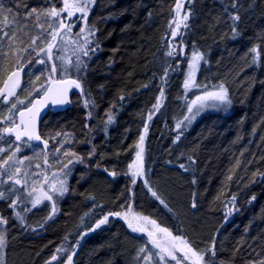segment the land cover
I'll list each match as a JSON object with an SVG mask.
<instances>
[{"label":"trees","instance_id":"1","mask_svg":"<svg viewBox=\"0 0 264 264\" xmlns=\"http://www.w3.org/2000/svg\"><path fill=\"white\" fill-rule=\"evenodd\" d=\"M239 2L241 19L235 39L223 11L228 0H193L191 5L185 2V11L190 7L194 12L189 29L184 30L186 55L168 57L166 41L172 40L169 23L174 20L177 0H98L89 23L98 29L101 50L87 60L85 84L96 107L85 108L86 96H74L71 108L48 112L40 126L42 138L49 139L53 151L57 145L51 136L56 132L71 134L74 142L64 147L83 157L85 163L72 167L69 191L60 199L57 215L47 223V213L40 209L42 212L25 215L26 225L31 227H21L8 202L0 201V214L8 220L5 264H46L57 254V248H62L63 254H57V262L51 264H64L68 255L73 256L72 264H135L141 239L120 219L109 216L106 224L89 231L97 220L122 212L129 204L135 213L157 220L174 235L187 237L197 249L209 248L216 237V264H259L264 260V0ZM0 4L23 18L34 7L60 8L62 3L22 0L19 8L17 0H0ZM32 24L28 21L29 31L20 47L39 34L40 29ZM40 43L37 41V51ZM194 44L207 57L204 69L208 83L214 84L215 79L224 82L233 103L228 112L203 115L173 144L175 125L181 117L179 97ZM253 47L260 51L255 64L250 53ZM17 59L27 68L25 89L31 91L32 86L44 82L42 74L47 67L36 63L41 59L36 51L20 57L10 55L0 79L13 70ZM166 68L169 74L165 78ZM37 76H41L40 81H36ZM161 88L163 104L147 121ZM19 94L23 98L27 92ZM0 109V116L7 114L4 105L0 104ZM109 109L115 119L105 129ZM89 111L92 117L86 119ZM146 121L145 174L133 184L128 165L135 160V145ZM93 148L95 155L89 158ZM58 155L63 163L74 159L63 157L62 152ZM188 156L196 160L194 171L179 167L188 164ZM237 160L239 167L231 172ZM52 164V169L60 167ZM229 174L231 181L227 180ZM145 181L167 207L152 196ZM232 195H236L234 204L230 203ZM41 223L43 228L39 227ZM83 233L88 234L81 238Z\"/></svg>","mask_w":264,"mask_h":264},{"label":"snow or ice","instance_id":"2","mask_svg":"<svg viewBox=\"0 0 264 264\" xmlns=\"http://www.w3.org/2000/svg\"><path fill=\"white\" fill-rule=\"evenodd\" d=\"M96 2L97 0H62V7L60 8L52 6L38 9L34 7L26 11L23 18L19 16L18 12L14 14V9H6L3 4H0V16L3 17L2 22H0V57L3 58L0 61V73L5 72V65L10 55L20 57L26 52L30 55L31 51H36L38 57L41 55L46 56V60L39 59L36 63L50 64V68H46L43 74L45 75L44 82L38 86H32L31 91H28L23 86L21 73L24 65L19 59L13 65V70L8 71L0 79V104L7 108V114L0 116V201L10 200L8 207L13 210L14 218L21 227H31L26 225V218L23 213L31 212L45 201L51 203V212L45 218L44 223L51 220L58 211L57 198L63 197L69 191L67 181L71 175L72 167L78 163H85L83 157L64 147L65 144L74 142L71 134L56 132L51 136L50 139L57 145L53 151L49 148V139L42 138L39 133L37 122L46 106L70 104L69 92L71 89H77L82 96H86L84 101L85 108L96 107V103L91 99L90 93L85 91L86 72L89 67L87 60H90L92 55L101 50L100 41L97 39L98 29L94 25H88L87 19ZM185 2L191 5L193 0H177L175 7L177 16L169 23L172 40L166 41L169 50L165 55L168 57L186 55L183 40L184 30L189 29L188 21L190 17L194 16V12L189 7L188 11L181 14ZM221 2L223 3L224 0H221ZM21 4L22 0H17V8ZM240 7L239 0H228L223 9L231 22L230 27L233 39L239 35ZM229 8L236 11H229ZM9 16H12L11 20H9ZM30 20L33 22L32 26L40 29V32L38 35L31 37V41L27 46L20 47L19 45L23 43V36L29 31L28 21ZM76 20H82L84 26L79 28V32L74 33L73 28ZM217 20L219 21L220 17H217ZM173 23H175V27H172ZM45 24H47V28L44 27ZM178 37L180 39L177 43ZM37 41L43 44L38 51L36 50ZM5 42H7V49H5ZM250 53L253 54L252 63L255 64L260 59V51L257 47H253L250 49ZM201 62L208 63L205 54L197 49L194 44L182 84L185 95L179 97L185 101L186 111L183 113V118L176 122L175 130L177 135L173 140V144L180 141L183 131L207 109L227 110L232 106L233 101L224 82L212 85L211 90L208 89V85H201L197 82L196 77L201 67ZM176 63L179 65L178 59ZM168 74L169 68H166L164 77L166 78ZM40 80L41 76H37L36 81ZM32 83L34 82H30V85ZM102 87L103 85H101ZM193 88H203V91L194 98L188 99L187 93ZM20 91H26L27 95L21 98ZM163 97L164 90L161 88L160 96L156 98V103L149 111L147 121H151L156 112L159 111L163 104ZM120 99L123 100L124 97L121 96ZM0 111H3V109H0ZM91 117L92 112L89 111L86 119ZM114 119L113 110L109 109L106 112L105 129L107 125L114 122ZM147 121L144 123L143 132L135 145L136 158L128 165L133 184L136 183L137 177H143L145 174V139L149 127ZM85 127H88V125L86 124ZM255 131L254 128L253 133ZM13 137L14 139H12ZM56 137H62V139L57 140ZM33 141L43 145V149L40 152H36L37 157H43V166L37 163L35 168L39 171L35 172L30 171L31 164H28L27 167L25 166L26 162L31 161L32 157L19 156V153L24 148L34 147ZM61 152L63 157L71 156L74 159H69L67 163H63L61 156L58 155ZM50 155L55 157V164L60 165L56 171L51 172V175L47 171L53 167V164L49 161ZM93 155H95V148L89 153V158ZM187 160V165L182 163L179 167L186 172L189 170L194 171L195 169L192 166L196 164L195 158L188 156ZM239 164L240 161L237 160L236 165L230 171L234 172L235 167H239ZM109 175L115 176L116 173L109 172ZM261 175L264 176V174ZM227 180H232L231 174L228 175ZM193 183H196L195 179H193ZM145 185L152 196L167 207L165 201L148 185L147 181H145ZM13 196H15V199L12 198ZM251 199L254 200L255 197L253 196ZM235 201L236 195H232L230 203L234 204ZM29 203L31 207L27 206ZM22 205L23 207H21ZM225 206L227 207V205ZM192 207H196L195 202H193ZM231 212L232 209H229V215ZM109 216L120 217L132 232L143 233L147 236V243L156 251L148 252V254L141 257L139 254L145 253L147 248L145 246L139 248L136 259L138 261L142 260L144 264H173V262L174 264H216V237H213L209 248L204 250L197 249L187 237L174 235L169 228L161 226L157 220L135 213L130 204L124 212L109 213L97 220L95 226L89 231H95L106 224L109 221ZM44 223L39 224V227L43 228ZM7 224L8 220L0 215V264H5L4 252L7 244ZM87 234L83 233L81 238ZM79 243L80 241L78 240L77 245ZM62 252V248L56 249L57 254ZM209 253H211L210 256ZM57 254H53L50 261L46 262V264L57 261ZM72 260L73 256L68 255L67 264H72ZM259 264H264V260L260 261Z\"/></svg>","mask_w":264,"mask_h":264},{"label":"rangeland","instance_id":"3","mask_svg":"<svg viewBox=\"0 0 264 264\" xmlns=\"http://www.w3.org/2000/svg\"><path fill=\"white\" fill-rule=\"evenodd\" d=\"M61 1V3H62V0H60ZM185 5V4H184ZM61 7H62V4H61ZM186 9H185V6L183 7V9H182V13L181 14H183V12H186L185 11ZM174 14V18H176V16H177V13H176V11L173 13ZM65 16H66V14H64ZM89 17L90 16H88V25H90V23H89ZM76 21H80V20H76ZM76 26H77V30H76V32H79V28L80 27H83L84 26V22L81 20V22H80V25H79V22H77L76 23ZM91 26V25H90ZM172 27H175V23H173L172 24ZM75 31V30H74ZM75 32V33H76ZM46 42V41H45ZM38 46L39 47H41V46H43V44H38ZM39 47H38V49H39ZM70 54V53H69ZM191 55H192V53H190V55L188 56V59H190V57H191ZM39 58H41V59H45L46 60V56H43V55H41V56H39ZM205 58H206V60H207V57H206V55H205ZM188 59H187V65H188ZM187 65H186V70H187ZM204 65H205V63H203V62H201V67H200V69H199V71L197 72V82L199 83V84H201V85H208V89L209 90H211V88H212V85H215V83H217V84H219L218 83V81L215 79L214 81V84H212L211 82H209L208 83V79H206V76H205V69H204ZM46 67L47 68H50V64H46ZM186 70H185V72H186ZM42 77H44V79H45V75H43L42 74ZM218 76H216L215 75V77L214 78H217ZM203 91V88H193L191 91H189L188 93H187V98L188 99H192V98H194L196 95H199L201 92ZM185 95V92H184V89H183V87H182V92H181V95H180V97H182V96H184ZM179 107H180V114H181V117L178 119V120H180V119H182L183 118V113H185V111H186V107H185V101L184 100H182V99H180V103H179ZM229 109L230 108H228L227 110H216V109H207L205 112H203L202 113V115L201 116H199L188 128H190L199 118H201L203 115H205L206 113H208V112H219V111H223V112H228L229 111ZM187 128V129H188ZM37 149V150H36ZM40 152L41 151V149L40 148H37V147H33V148H24V150L23 151H21L20 153H19V156H21V157H23V156H29V157H32V159H31V161H29V162H26V167L28 166V164H31V168H30V171H32V172H35V171H39L38 169H36L35 168V165L37 164V163H39V164H41L42 166H43V157H41V158H39V157H37L36 156V152ZM136 158V157H135ZM55 157H53L52 155H50L49 156V161L51 162V163H54L55 161ZM58 168V167H57ZM57 169H48L47 171L49 172V175H51V172H54V171H56ZM41 179H42V177H41ZM68 181H69V177H68ZM68 181H67V184H68ZM67 194V193H66ZM65 194V195H66ZM64 195V196H65ZM13 199H15V197H12ZM62 197H58L57 198V208H58V204H59V202H60V199H61ZM8 202V205H9V203H10V200L9 201H7ZM28 207H31V204L29 203L28 205H27ZM21 207H23V205L21 206ZM40 209H42V210H44V212L45 213H47V216L50 214V212H51V203L50 202H48V201H45L43 204H41L40 206H38L37 208H35V209H33L31 212H29V213H23V215H27V214H30V213H33V212H35L36 210H39V211H41L42 212V210H40ZM127 209H125V210H123L122 212H124V211H126ZM57 213H58V211L54 214V216L55 215H57ZM1 215V214H0ZM14 215V214H13ZM53 216V217H54ZM114 217H116V216H114ZM25 218H26V216H25ZM117 219H120L123 223H125V221L123 220V219H121L120 217H116ZM125 225L127 226V224L125 223ZM128 227V226H127ZM130 230V229H129ZM131 231V230H130ZM132 232V231H131ZM133 234H135L136 236H138L140 239H141V241H140V243H139V248L140 247H142V246H145L146 248H147V251L145 252V253H140L139 255L141 256V257H143L144 255H146V254H148V252H154V251H156L155 249H153L152 248V246L150 245V244H148L147 243V236L145 235V234H143V233H134V232H132ZM139 248L136 250V252H135V256H134V263L135 264H144V262L142 261V260H140V261H138L137 259H136V256H137V253H138V250H139ZM60 254H63V253H60ZM58 260V259H57ZM54 262V261H53ZM57 262V261H56ZM55 262V263H56ZM64 264H67V258H66V260H65V262H64ZM173 264H174V262H173Z\"/></svg>","mask_w":264,"mask_h":264},{"label":"water","instance_id":"4","mask_svg":"<svg viewBox=\"0 0 264 264\" xmlns=\"http://www.w3.org/2000/svg\"><path fill=\"white\" fill-rule=\"evenodd\" d=\"M26 69H27L26 66H24L23 71H22V73H21L23 84H24V76H25V74H26ZM73 96H82V95H81V93H80L79 90H77V89H71L70 92H69V98H70V100H72V97H73ZM71 106H72V101H71L70 104H67V105H64V106H52V105L46 106V107L42 110V112H41V116H40V118L38 119V122H37V127H38V131H39V133H40V126H41V123H42L43 119L45 118V116L48 114V112H51V113L64 112V111H66L67 109L71 108ZM12 139H14V137H13ZM32 144L35 145V146L40 147L41 149H43V145L40 144V143L37 142V141H33ZM49 148H50V143H49Z\"/></svg>","mask_w":264,"mask_h":264},{"label":"flooded vegetation","instance_id":"5","mask_svg":"<svg viewBox=\"0 0 264 264\" xmlns=\"http://www.w3.org/2000/svg\"><path fill=\"white\" fill-rule=\"evenodd\" d=\"M98 6V0H97V2H96V4H95V7L90 11V14H89V16L94 12V10L96 9V7ZM77 28V26H76V24H75V26H74V28H73V32L75 33L76 32V29ZM75 30V31H74Z\"/></svg>","mask_w":264,"mask_h":264}]
</instances>
